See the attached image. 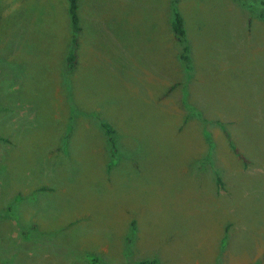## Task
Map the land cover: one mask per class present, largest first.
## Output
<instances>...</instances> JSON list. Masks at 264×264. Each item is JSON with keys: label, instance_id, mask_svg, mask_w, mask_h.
I'll return each mask as SVG.
<instances>
[{"label": "rangeland", "instance_id": "1", "mask_svg": "<svg viewBox=\"0 0 264 264\" xmlns=\"http://www.w3.org/2000/svg\"><path fill=\"white\" fill-rule=\"evenodd\" d=\"M79 7L0 0V264H264V0Z\"/></svg>", "mask_w": 264, "mask_h": 264}, {"label": "trees", "instance_id": "2", "mask_svg": "<svg viewBox=\"0 0 264 264\" xmlns=\"http://www.w3.org/2000/svg\"><path fill=\"white\" fill-rule=\"evenodd\" d=\"M68 1V14L71 25V41L70 49L68 54V66L70 69H74L78 64V48L80 45V35H81V21L79 15V0H67ZM174 5H177L173 4ZM175 7V6H174ZM171 28L173 32L174 39L178 41L184 47L183 54L181 56L182 60L186 63L190 62V45L188 44L186 30L184 27V19L177 8L173 9V17L171 22ZM102 128L107 136L109 142L112 144L113 155L116 156L117 152V141L115 138V130L109 123L103 122ZM234 152L243 159L242 155L239 154L237 148L232 146ZM221 182V179L218 180ZM141 264H146L142 262Z\"/></svg>", "mask_w": 264, "mask_h": 264}, {"label": "crops", "instance_id": "3", "mask_svg": "<svg viewBox=\"0 0 264 264\" xmlns=\"http://www.w3.org/2000/svg\"><path fill=\"white\" fill-rule=\"evenodd\" d=\"M67 3H68V1H67ZM79 11H80V7H79ZM121 14V13H120ZM80 15V14H79ZM121 17H122V14H121Z\"/></svg>", "mask_w": 264, "mask_h": 264}]
</instances>
